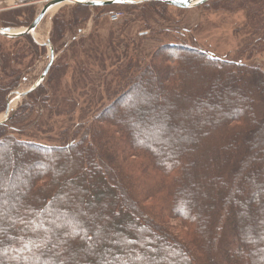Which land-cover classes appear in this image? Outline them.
Segmentation results:
<instances>
[{"label":"trees","instance_id":"1","mask_svg":"<svg viewBox=\"0 0 264 264\" xmlns=\"http://www.w3.org/2000/svg\"><path fill=\"white\" fill-rule=\"evenodd\" d=\"M214 3L216 9L224 8L219 0ZM148 5L152 15L155 12L165 22L170 21L165 11L168 5ZM232 6L245 11L249 23L261 24L254 34L256 44L264 42V16L260 17L264 0H231L227 7ZM82 8L79 5L76 10ZM17 13H7L0 25L27 27L32 22L31 16H25L19 23ZM68 16L54 20V40L79 24L76 12ZM93 38L83 52L91 63L88 77H83L86 83L81 80L87 96L75 98L68 93L64 77L54 75L61 67L55 65L52 75L27 94L6 123L0 124V161L4 167L0 175L5 178L9 167L22 169L12 151L23 150L20 156L29 157L27 181L39 189L22 186V195L13 204L0 198V264H264V166L259 168V153L251 150L257 146L264 151V136L259 130L248 131L253 123L264 125L262 69L215 58L182 41L157 45L146 56L147 51L139 50V41ZM21 39L33 44L28 35L11 40ZM261 51L264 45L258 49ZM155 70L160 73L157 88L170 108L168 117L173 121L177 111L194 130L170 146L161 142L153 129L147 131V120L138 126L128 125L116 110L135 94L127 106L134 105L142 94L140 83L151 79ZM215 72L229 81L230 89L223 90L228 110L210 116L203 113L197 121L198 113L175 107L176 102L202 96L204 102L197 101L198 106L207 108L205 89ZM17 82L0 86V112L6 105L7 90L14 89ZM219 85H212V96L222 91ZM56 86L59 95L50 101ZM228 96L231 99L227 100ZM79 105H86V109L78 110ZM58 107V117L68 119L62 122L66 140L57 145L37 142L32 129L40 113ZM236 144L243 153L235 158ZM73 152L77 159L67 165L70 176L78 171L92 192L95 187L104 188L106 195L100 199L99 208L104 210L110 204L111 192L115 196L107 215L94 212V206L90 211L92 219H103V230L111 226L116 232L101 236L98 226L93 233L85 229L54 230L51 225V221L69 214L63 210L72 204V197L39 159ZM33 166L42 170L32 172L29 169ZM48 210L52 213L47 214ZM70 217L66 218L69 224L83 221L81 215ZM123 218L127 225L120 221ZM103 243L123 253H110L109 259L101 251ZM154 252L156 256L151 255Z\"/></svg>","mask_w":264,"mask_h":264},{"label":"rangeland","instance_id":"2","mask_svg":"<svg viewBox=\"0 0 264 264\" xmlns=\"http://www.w3.org/2000/svg\"><path fill=\"white\" fill-rule=\"evenodd\" d=\"M215 1L217 0H208L197 7L181 10L168 5L169 8H166L165 11H168L166 17L170 19L169 22H165L166 20L159 17L155 12L154 15H152L153 11L151 12L148 4L158 2L154 0L123 5L114 4L102 7L83 6L85 8L78 10H76V7L79 5H64L42 19L34 36L28 35L33 44H30L25 39L14 42L10 38L0 37V86L5 87V85H10L18 81L14 89L7 90L6 103L14 98L15 93L27 90L35 85L40 78L42 71L48 63L49 57V48L41 46L46 41H48L54 56L53 63L47 76L49 74V76L52 75V68L55 65L61 66L57 68L58 70L54 72V75L57 74L56 77L58 79L64 77L63 82L68 84L67 92L74 95L75 98H77V95L87 94V92L84 91L87 89L82 86L81 80L85 82L83 77H88L90 71L88 66L91 65V63L87 61L83 52L91 38L92 40L95 39L93 37H98L105 41L109 39L121 42H123L122 39L139 41L141 42L139 50L141 51L143 49L144 53L147 51L146 56H148L149 52L153 51L157 45L163 43L178 44L182 41L195 48L208 52L215 58L226 61H237L245 66L253 64L261 68L264 72V51L258 52V49L264 45V42L261 41V43L256 44L257 33L254 34V31L259 29L261 24L257 25L255 22L249 23V21L245 19L247 15L246 12L238 10L236 6H232L231 9L228 8L227 3L231 0H219L221 3H224V8L221 9H216L214 7ZM234 1L239 2L242 0ZM243 1L245 3L246 0ZM42 6L43 5L37 4L34 0H0V24L1 18L6 17L5 15L7 13L13 11L18 12L16 16H20V18H17L19 23L24 21L25 16H31L33 20L40 12ZM158 10H160V7ZM112 11L118 12L121 15L119 21L116 23H111L108 20V14ZM145 11L150 14L147 13V16L143 17L142 15ZM72 12H76L80 17L79 24L73 29L65 31L61 35V38H56L57 40H54L52 38L54 34V20L57 17L62 19L69 18L68 15ZM176 14H178L179 17H176ZM262 16H264V10L261 12L260 17ZM1 27L0 25V28ZM24 27L25 26L20 25L10 28L22 29ZM164 30H168V33H164ZM94 69L93 72L96 73ZM193 69H196V67H193ZM159 74L157 70H155V72L152 71V78L146 82L140 83L139 87L142 90V94L137 98V102H134L133 106L129 108L127 105L135 100V94L129 97L122 106L116 107V110L119 113L121 112L123 117L127 119L128 125L138 126L147 120V125H149L147 131L153 129L160 137L161 142L169 144L179 138L182 140L184 135L188 134L189 136L194 130L189 125V122L185 121L186 119L183 120L184 117L179 116L177 111V114L173 116V121L168 117L170 108L166 104L167 101L163 92H160L157 88L160 81ZM76 83H80V86L75 87ZM214 84H220L219 86L222 91L219 95L215 92V95L212 96L210 92H212V85ZM241 87L243 89L244 86L242 85ZM62 89L63 88H61L60 91H62ZM224 89H230L229 81L220 78L219 74L215 72L211 79V84L208 83L205 89L204 97L205 100H207L206 102H208V104L206 103L207 108L203 109L198 106L197 101L202 102L204 100L202 96L190 98L195 101H186L183 103L176 102L174 105L178 109H187L188 112L193 114L195 112L198 113V117H195L198 121L199 116L203 113L210 116L228 110L229 106L226 102H223V97L225 99V93H223ZM52 93H54L53 99L50 96L48 97L50 101L57 99L59 88L56 86ZM256 93L255 95H258V91ZM259 93L261 96V92ZM228 97L227 100L231 99ZM86 99L89 98L86 97ZM21 101L22 99H19L16 102L9 115L13 114L19 107ZM77 108L78 110L86 109V105H79ZM59 110L60 108L58 107L51 110H43V112L40 113L36 121L37 123L34 125L35 130L32 129V134L35 137L34 140L44 145L49 143H51V145L56 143L57 145L60 144L64 138L66 140V136L62 135V122H66L68 119L58 117ZM181 117L183 119H181ZM4 119L3 110L0 112V122H3ZM73 120L76 119H72V121ZM125 127L128 128L129 126L125 125ZM253 130H259L260 134L264 136V125L259 127L256 123H253L249 126L248 131L251 132ZM16 137H18V135H16ZM189 141H191V139H189ZM168 146H170V144ZM251 150L252 152L259 153L258 162L261 164L259 168L264 166V151H261L257 146L255 148L253 147ZM233 151H237L234 153L235 158L243 153L241 146L238 144L235 145ZM20 153H24L23 150L15 149L12 151V154L16 156L22 169L15 170L9 167L4 171L5 178H3V174L2 176L0 175V198L4 199L2 201H9L11 204H13L14 201L17 202V198L22 195V186H29L33 190H39L37 186L27 181L26 172L28 170L29 157L26 154L22 157ZM76 155L77 153L75 152L66 155L54 154L50 158H48V156H41L39 159L41 164L47 167L51 173L57 177V183H59L60 186L65 187V190L75 193L74 195L68 192L72 197V204L67 205L63 212L69 214L64 215L62 220L59 219L61 221H51V225L55 226L54 230L66 229L67 232H75L80 229H85L93 233L96 232L95 230H97L98 226L101 227L102 230L101 236H106L109 232H116V228L111 226L103 230V219H101V217L98 220L91 218L92 212L90 210H93V206L96 209L94 212H98L100 216L107 215L115 196H113L111 192L110 204L106 206L104 210L99 208L100 199L106 195L103 186L95 187L92 192L84 184L85 179L83 180L79 177L78 171L72 173L71 176L69 174L67 165L72 162L75 163L77 159ZM2 163L3 162L0 161L1 172H3L2 168H4ZM29 170L36 172L41 171L42 168L33 166ZM97 181L96 179L95 183ZM1 203L3 204L4 202ZM89 203H92V205L88 206ZM74 206H78L79 208L76 209ZM240 206L243 208L245 205L241 203ZM1 211H3V209L0 207V212ZM50 213H52L51 210H48L47 214ZM76 215H81L83 221H77V223L73 224L67 223L66 218ZM120 221L125 222L127 225V219L123 218L120 219ZM77 244L78 243H75L74 245ZM101 251L104 255L106 253L109 259L110 253L116 256H120L119 254L123 253L121 249L113 248L109 246L108 243L102 244ZM155 254L154 252L151 255L154 256ZM163 256H165L164 258L170 259L167 255ZM146 260L148 263L149 259L147 258ZM104 264H107V262Z\"/></svg>","mask_w":264,"mask_h":264},{"label":"water","instance_id":"3","mask_svg":"<svg viewBox=\"0 0 264 264\" xmlns=\"http://www.w3.org/2000/svg\"><path fill=\"white\" fill-rule=\"evenodd\" d=\"M141 1H151V0H138V1H133V0H105V1H103V0H52L48 3H46L42 7L41 11L33 19V21L30 23V25H28L27 27L22 28V29L0 28V36L5 37V38H10V39H15V38H19V37L26 36V35H33L37 26L39 25L41 20L45 17V15L48 13V11L52 7H54L56 5H60V4L70 3V4H74V5L85 6V7H102V6H107V5L122 4V3H136V2H141ZM154 1H158V2L164 3L166 5L178 8V9H191V8L197 7V6L205 3L208 0H154ZM44 46L49 48L48 63L46 65L44 71L40 75V78L38 79L36 84L33 85L30 89H28L24 92L18 93L16 95L17 98L25 97L28 93H30L36 87H38L41 84V82L44 80L46 74L48 73V71H49V69L53 63L54 57H53V51L51 50L48 41H46ZM9 104H10V102H7V104H6V109L4 112L5 117L8 115V113L10 111Z\"/></svg>","mask_w":264,"mask_h":264},{"label":"built area","instance_id":"4","mask_svg":"<svg viewBox=\"0 0 264 264\" xmlns=\"http://www.w3.org/2000/svg\"><path fill=\"white\" fill-rule=\"evenodd\" d=\"M49 0H40V3L47 2ZM121 15L118 12L112 11L109 13V20L111 22H117L120 19Z\"/></svg>","mask_w":264,"mask_h":264},{"label":"bare ground","instance_id":"5","mask_svg":"<svg viewBox=\"0 0 264 264\" xmlns=\"http://www.w3.org/2000/svg\"><path fill=\"white\" fill-rule=\"evenodd\" d=\"M62 5H64V4H60V5H56V6L52 7V8L48 11V14H51V13L55 12V11H56L59 7H61ZM33 35H34V34H33ZM15 104H16V103H15V100H12V101L10 102V104H9L10 109L13 108V106H14Z\"/></svg>","mask_w":264,"mask_h":264}]
</instances>
